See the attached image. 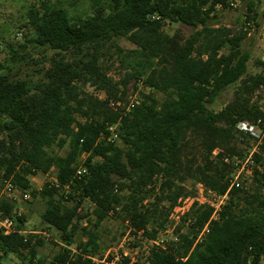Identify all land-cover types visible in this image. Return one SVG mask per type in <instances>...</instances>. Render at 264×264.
<instances>
[{"label":"trees","instance_id":"trees-1","mask_svg":"<svg viewBox=\"0 0 264 264\" xmlns=\"http://www.w3.org/2000/svg\"><path fill=\"white\" fill-rule=\"evenodd\" d=\"M33 1L27 12V42L44 54L53 53L45 57L49 67L41 81L10 73L9 65L18 57L12 46L11 58L0 60V179L31 190L30 174L56 169L60 187L47 184L39 192L47 201L43 224L57 230L68 246L82 233L87 237L80 243L82 255L91 256L99 251L94 230L111 212L153 239L178 200L192 194L186 181L220 193L228 190L230 167L223 157H242L238 144L245 142L239 140L237 123L264 118L259 101L253 99L264 91V75H247L251 54L242 48L249 32L209 24L217 7H230V0ZM253 9L251 1L246 24L255 20ZM151 14L160 18L150 20ZM166 22L195 31L186 35L179 28L168 34ZM122 38L135 48L122 49ZM106 48L115 49L127 72L121 83L101 67ZM259 65L264 67V61ZM136 77L150 91L127 116L79 86L85 82L122 99L121 85L126 89ZM231 86L236 87L233 99L220 111L211 110ZM158 93L164 95L161 100ZM115 123L120 124L121 144L106 140L108 125ZM65 146V156L54 151ZM84 154L88 175L79 179L76 171ZM254 159L262 170H254L252 189H233L219 221L211 220V208L195 204L182 219L191 218L193 225L180 233L179 242L154 247L149 264H264V142ZM156 177L162 182L159 194L145 206ZM60 192L75 205L57 201ZM31 193L37 195L33 189ZM85 199L95 207L94 230L82 226L76 213ZM13 210V204L2 203L0 219L13 217ZM25 222V217L17 218L21 232H0V264L8 256L20 264H91L80 254L72 257L69 250L51 261L38 257L43 240L33 243L34 236L22 229ZM152 223L156 226L149 232ZM207 224L204 240L196 243Z\"/></svg>","mask_w":264,"mask_h":264},{"label":"rangeland","instance_id":"rangeland-1","mask_svg":"<svg viewBox=\"0 0 264 264\" xmlns=\"http://www.w3.org/2000/svg\"><path fill=\"white\" fill-rule=\"evenodd\" d=\"M53 1L61 5H67L71 0ZM251 1L253 2V10L256 17L253 22L246 24L245 16L249 12V4ZM33 3V0H0V60L4 61L11 58L9 46H12V48L18 52V57L15 63H10V73L18 77L41 81L43 79V70L49 67V64L45 61V57H50L53 52L47 51V53L44 54L45 52L43 50L34 49L27 42L26 37L30 34L29 29L26 27L27 12ZM209 24L211 26L229 28L233 33H238L240 30L248 31V37L243 41L242 45L243 50L251 54V59L248 62L247 75H264V67L259 65L260 61H264V0H242V3L236 8L219 7L216 9L215 16ZM179 28L183 29L186 35H190L195 31L194 29L176 23L166 22L164 25V30L168 34H173ZM20 34L22 36H20ZM118 45L124 50L135 48L126 38L120 39ZM104 54L105 56H103L101 60L103 71L106 72L108 77L112 78L115 83H121L127 72L119 65L115 49L106 48ZM67 59L71 60L72 56L67 55ZM141 80L142 79L139 77L129 80L126 89L121 85L120 93L118 94L119 97H121L123 101H127L130 96L138 95L142 97L144 93L147 94L150 90L143 87V82ZM79 84L82 92L93 95L100 101L104 102L105 98H110L108 93L104 90L97 89L88 83L85 84V82ZM235 89V86L229 87L216 103L210 105L209 108L213 111H220L233 99ZM123 91H125V94L122 95L121 92ZM157 96L160 100L164 97L162 93H158ZM253 99L254 101L258 100L259 105L264 110V91L254 95ZM239 140L245 141L242 144H238L242 152L241 156L244 157L247 151L254 145V142L252 140L246 142L248 140L245 137H240ZM68 149V146H65L63 149L54 147V151L61 156H65ZM198 155L200 156V154ZM86 158V155L82 156L81 161L86 160ZM56 172V169L53 168L49 171L48 176L39 172L30 174L27 179L29 180L31 188L37 191V195L35 197L32 196L31 201L24 202L20 199V193H18V204L16 205L18 212H21L22 216L26 218L24 225H21L24 233L34 236L33 243L39 239L43 240V245L37 248L38 257L45 258L49 261H51L57 253L64 252L65 250H69L72 257L79 254L82 255L80 243L84 244L87 242V237H84L81 233L78 235L76 242L68 246L61 241L60 234L57 230L42 222L41 215L47 208V201L41 198L39 192H41L47 184H52L53 178L56 177ZM2 181L4 180L0 179V182ZM161 183L160 177L154 178L150 188L155 191L151 194L148 201L144 202L145 206L154 202V194H159ZM184 185L188 190L192 191V194L188 196L197 194V183L188 180ZM252 186L253 180L248 182L246 186L247 190H251ZM20 189L25 190L21 187ZM32 189L26 190L32 191ZM65 198L67 199L68 197L65 196ZM55 199L66 206L75 205L74 202L67 201L64 197H61V192L59 195L55 196ZM80 205L83 207V212L77 216L82 218V226L94 230L95 228L93 225L97 220L94 214V205L88 199L83 200ZM162 206H167V203H163ZM117 210H119V208ZM153 225L152 223L148 227L149 232H151ZM172 226L173 221L169 216L165 226L158 230L153 240H157L160 243L163 242L162 244H171L174 233L180 234L188 231L184 222L178 224L174 231H172ZM178 228H180V232H177ZM94 231L97 232L99 237V251L97 254L91 256L82 255L84 258L90 259L92 261L91 264H105L106 262L113 261H115V264H123L127 259L132 261L131 264H149V253L153 248L150 242L152 238L149 237L147 232H140L134 229L129 221L123 219L122 215L111 212ZM3 264H20V260L15 256H8Z\"/></svg>","mask_w":264,"mask_h":264},{"label":"built area","instance_id":"built-area-1","mask_svg":"<svg viewBox=\"0 0 264 264\" xmlns=\"http://www.w3.org/2000/svg\"><path fill=\"white\" fill-rule=\"evenodd\" d=\"M242 3V0H230V7H238ZM221 6H218L219 8ZM150 20L159 19L160 17L157 14L148 15ZM20 36H22L20 34ZM140 82V80H139ZM109 107L113 110L119 112L123 116L131 114V112L139 105H141L143 98L138 95L130 96L127 101L122 99L115 98H105ZM107 135V142L112 144H121L122 139L120 136V124H109ZM236 131L242 137H249L254 145L247 151L244 157H229L224 156L223 162L230 167V172L228 173L226 180L229 183L228 190L225 193H220L204 187L201 184H197V194L193 196H187L185 198H180L177 205L174 207L173 211L170 214V219L173 221L172 231L175 230V227L182 222L183 216L187 214L191 208L196 204L197 207L206 206L212 209L211 220L219 221L221 213L224 208L228 205L231 199V191L233 189H247L246 186L248 182H251L254 177V170H262L261 165H258L254 159L255 153L260 152V146L264 142V118H258L255 121H239L236 125ZM84 154L83 156H85ZM87 156V155H86ZM85 161V160H84ZM81 161L80 166L76 171V177L82 178L88 175L87 168L83 165ZM49 172L44 174L48 176ZM55 188H59L60 185L57 181V178H53L52 184ZM20 193V199L24 202L32 200V193L30 190H21L18 185H16L12 180H4L0 185V207L4 202H9L14 205L13 217L0 219V232L4 235H10L13 233L21 232L17 228V218L21 217V212H18L16 205L18 204V196ZM83 212L82 205L78 206L76 213L77 215ZM186 227L193 225V220L190 218L186 222ZM209 231L208 224L200 232L196 239L197 242H202ZM140 232H144L140 230ZM180 234L174 233L172 236V243L179 242ZM153 248L162 247L166 248L169 244H162L163 242H158L157 240L150 239ZM152 248V249H153ZM151 252V251H150ZM150 255V253H149ZM118 259V258H116ZM132 261H130V264ZM105 264H115L113 262H106Z\"/></svg>","mask_w":264,"mask_h":264},{"label":"crops","instance_id":"crops-1","mask_svg":"<svg viewBox=\"0 0 264 264\" xmlns=\"http://www.w3.org/2000/svg\"><path fill=\"white\" fill-rule=\"evenodd\" d=\"M7 258H8V257H6L5 259H7ZM5 259H4V260H5ZM3 263H4V261L2 262V264H3Z\"/></svg>","mask_w":264,"mask_h":264}]
</instances>
